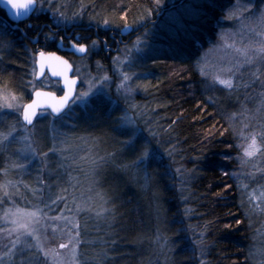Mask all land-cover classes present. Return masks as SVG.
<instances>
[{"label":"trees","instance_id":"trees-1","mask_svg":"<svg viewBox=\"0 0 264 264\" xmlns=\"http://www.w3.org/2000/svg\"><path fill=\"white\" fill-rule=\"evenodd\" d=\"M253 2L259 7L264 0ZM232 3L247 6V0ZM149 11L153 16L145 23L141 17ZM57 15L72 20L60 23L56 21ZM222 15L219 7L213 8L208 0H163L160 9L156 0H37L34 13L12 25L4 20V10L0 8V88L24 102L38 84L33 78L34 53L39 47L53 48L54 40L49 37L57 38L58 34L65 40L67 34L75 40L80 31L103 36L110 31L118 32L125 24L136 30L132 39L113 55H128L123 70L135 73L133 82L139 91L129 99L109 89L89 97L83 106L76 105L67 111L71 123L81 121L84 124L81 130L87 134L105 142L114 138L123 147L131 132L119 122L124 110H129L135 121V128H131L135 135L143 133V137L150 139L151 130L161 141V152L172 153L164 155L163 163L150 164L145 180L127 171L128 176L120 177L116 172L108 180H101L106 205L112 210L108 242L101 246L106 248L104 264L264 261V153L263 163L242 165L239 159L242 151L236 147L242 145L237 133L238 114L246 115L253 100L258 99L259 77L255 79V74L249 71L246 77L239 74L231 90L213 86L210 80L202 81L188 59L181 30L182 26L207 36V29L212 27L209 21ZM232 26L233 23L227 22L221 28ZM146 31L142 38L150 48L127 52L133 48L136 37ZM219 31L217 28L216 32ZM34 37L36 43H32ZM84 40L79 36L77 41ZM102 49L97 57L87 53L81 64L88 68V64L92 66L99 61L108 70L107 55ZM67 57L78 74L75 58ZM253 71L260 76L262 69ZM48 88L59 92L57 82ZM54 118L44 115L33 123L37 127L34 137L44 147L46 130L37 123L47 127L48 120ZM145 138L126 147L132 153L124 156L125 160L136 159L144 150ZM224 155L230 159L225 160ZM5 162L0 150V175ZM225 172L236 175L229 178ZM250 191L259 192L260 198H252ZM242 201L244 207L240 206ZM185 209L190 211L185 213ZM237 219L242 221L239 226L235 223ZM225 224L230 228L225 229Z\"/></svg>","mask_w":264,"mask_h":264},{"label":"rangeland","instance_id":"rangeland-1","mask_svg":"<svg viewBox=\"0 0 264 264\" xmlns=\"http://www.w3.org/2000/svg\"><path fill=\"white\" fill-rule=\"evenodd\" d=\"M55 18L60 23H69L72 20L61 15ZM248 19L245 17V24ZM240 29L241 22H237L226 30ZM236 42L248 43L247 31L244 32L243 40L237 36ZM114 57L119 58L116 63H113ZM127 57V54L124 56L122 53L113 55L108 70L99 61H95L92 66L88 64L86 68L81 60L74 59L78 63L76 75L80 79L74 99L83 93L89 94L76 100L71 108L76 105L83 106L89 97L105 93L109 89L120 96L132 98L139 91L133 78L122 85L123 74L131 75L123 70ZM209 61L215 67L225 69L239 65L232 76L233 81L239 74L246 77L248 71L255 74V79L259 77L256 86L258 99L253 100L250 112L246 115L244 112L238 114L237 133L242 145L250 144L255 135L257 148H264L260 139L264 135V64L258 61L251 65L243 63L233 49L223 47L210 52ZM258 69H262L260 76L253 71ZM103 77L108 79L102 80ZM37 83L33 88L50 87L54 82L44 78ZM118 86H121L119 90ZM23 104L24 101L16 95L0 88V150L6 158L0 175V264H97L98 261L104 264L106 248L101 246L108 242L110 217L109 214L107 218L103 215L97 216V213L102 208H110L106 205V197L101 190V180H108L116 172L120 177L133 172V176L145 180L143 166L140 169H117L116 166L130 163L124 158L132 150H126V146L122 147L114 138L105 142L102 138L87 134L81 130L84 128L81 121L71 123L69 112L55 120V127L59 133L67 134L70 142L61 143L65 137L57 135L58 151H50L53 147L51 129L54 119L48 120L47 127L39 121L37 123L38 127L46 130L44 140L47 145L44 147L34 137L36 124L29 128L20 119ZM9 105L12 107H8ZM126 114L133 120L129 112ZM44 115L50 114L40 111L37 117L43 118ZM121 124L120 120L119 125ZM125 128H130L131 139L135 135V130L131 128L135 127ZM79 137L87 139H77ZM131 148L133 147L129 149ZM241 151L243 158V148ZM106 153H116L114 160L93 172L90 159L103 157ZM261 154L262 152L257 151L253 157L244 159L250 164H260ZM249 193L255 200L260 198L259 192ZM101 196L104 197L103 200ZM38 209L42 211H37ZM32 213H36V216L30 215ZM21 225H25L27 230L20 227Z\"/></svg>","mask_w":264,"mask_h":264},{"label":"snow or ice","instance_id":"snow-or-ice-1","mask_svg":"<svg viewBox=\"0 0 264 264\" xmlns=\"http://www.w3.org/2000/svg\"><path fill=\"white\" fill-rule=\"evenodd\" d=\"M208 3L213 8L219 7L223 15L209 21L212 27L207 29V36L196 34L195 30L183 29V27L181 26V30L184 33L185 41L187 44L188 59L192 64L193 69L195 71H198L202 81L207 82L210 80L213 86H219L222 89L231 90L234 87L232 76L238 69L239 65H237L236 68L227 69L215 67L209 61V53L222 47L231 48L243 63L251 65L254 61H258L260 64H264V3H262L259 7L253 2V0H247V6L241 5L239 3L233 4L232 0H227V3H218V0H208ZM162 4L163 0H156L157 9H160L162 7ZM0 7L8 9L12 15L19 18L22 13H26L30 8H34V0H0ZM237 12H240V15H237ZM152 16L153 13L149 11L147 13V16L141 17V20L147 23L148 20L152 19ZM245 17L249 18L247 24L244 23ZM227 22H231L233 24L241 22V29L237 31H228L221 28V25ZM124 27L128 28L129 26L125 24ZM217 28L220 29L219 32H216ZM147 31H150V29ZM147 31L141 36H137L136 40L133 42V48L127 49L126 51L129 53H131L132 51L141 52L145 49L150 48L148 42L142 38V36L147 35ZM245 31H247L248 33L249 42L246 44L242 42L240 44H237L236 37L240 36L243 40ZM228 41H231V43H229ZM92 43L93 45H95L96 42L93 41ZM206 44L208 45L207 49H205ZM72 48H74L79 53L86 52V46L83 43L72 44ZM46 55L48 58H55L57 61H60L64 66L63 70L58 71L55 67H52L51 64L48 63V60L45 58ZM39 57L40 59L37 61V63L39 64L40 70L39 72L35 73L36 76L43 75L46 65L48 66V70L51 72V75L53 77L65 76L63 95L57 98V103L50 105L52 108V112L56 114L53 122V127L51 129L53 133V147L50 149V151L56 152L58 151L56 146L57 135L65 137L64 140L60 141L61 143H69L70 141L67 134L59 133V130L55 127V120L63 117L65 113L71 108V105L75 104L76 100L83 99V97L88 96L89 93H83L82 96L72 99L73 86L76 84V80L68 78L65 75L71 67L68 61L63 57L57 56L54 52L45 54V52L41 51L39 52ZM118 60V57H114L113 63H116ZM134 76L135 73H133L132 75L123 74L122 85L124 84V82L130 81ZM107 79V77L102 78V80ZM121 86H118V90ZM128 91L130 92L131 89L129 88ZM34 95L36 97H41L51 96L52 94L36 91ZM8 107H12V105H9ZM23 107L24 111L22 113V119L23 121L31 125L33 123V117L36 115L37 101L33 100L31 104H26ZM120 120L122 121L121 127L135 126V121H133L132 118H130L126 113L120 117ZM221 135H223V133H221ZM148 136L150 137V139L143 137V133H140L139 135H134L130 140L124 142L125 146L127 147L129 145H132L134 140H138L141 138L146 139L144 150L140 152L136 159H134L130 163L120 165L121 169H140L142 165L143 171L147 174V168L150 164L163 163L164 155L172 154L171 151L167 153L161 152V141L157 139V133H153L151 132V130H149ZM77 139L84 140L87 139V137H79ZM245 139H247V137H245ZM260 139L261 142L264 143V135H261ZM152 141H155V144H153ZM166 142L167 141H164V143ZM236 147L243 148V158H239L242 165L247 163V160L244 158L253 157L257 151L264 153V148H257V137L255 135L252 137L251 143L247 146L238 145ZM115 155L116 153H106L103 157L90 159V167L93 172H95L96 169L102 168L109 162H112ZM223 158L225 160L230 159V157L227 155H224ZM177 171L179 172L180 170L178 169ZM224 175L229 176V178H233L236 174L233 172H225ZM100 198L102 200L104 199L103 196H101ZM181 200L183 201L184 198L181 197ZM42 202L43 201H41V203ZM105 202L107 203L108 201ZM240 206L244 207L243 201L241 202ZM37 211L42 210L38 209ZM111 211V209L102 208L101 211L97 213V216L103 215L105 218H107L108 214L111 213ZM184 211L185 213H188L190 210L185 209ZM30 215L35 217L36 213H32ZM244 215L247 218L246 212L244 213ZM235 223L237 226H239L242 224V221L237 219ZM20 227L26 228L25 225H21ZM224 228L229 229L230 225L225 224ZM202 235L203 233H201V236ZM177 239H179V237H177ZM197 243L202 244L203 242L199 241ZM61 247H64V245H61ZM249 255H252L251 251ZM97 264H101V262L98 261ZM261 264H264V261H261Z\"/></svg>","mask_w":264,"mask_h":264},{"label":"water","instance_id":"water-1","mask_svg":"<svg viewBox=\"0 0 264 264\" xmlns=\"http://www.w3.org/2000/svg\"><path fill=\"white\" fill-rule=\"evenodd\" d=\"M35 7H36V0H34V8H30L28 12L22 13L19 18H17L14 15H12L9 12L8 9H6V8H3V9L6 12V16H7L8 20H10V21H22V20H26L33 13ZM129 31H130V26L127 28V30L122 31V33L125 34V33L129 32ZM32 42L33 43L36 42V39H33ZM72 44H74V43L70 42L69 46L65 47L66 48V51L72 52L73 54L78 55V56L83 55V54L86 53V52L85 53H79V52H77L74 48H72ZM86 51H87V48H86ZM39 52H41V51L36 52L35 57H34V69H35V71H34V78H35V80H37V81L40 80L46 74L49 78L54 79V80H57L59 82V87L61 89V93L58 95L55 92H53L51 90H48V89L36 88V89H34L32 91L31 96H30V99L26 103H24V105L31 104L33 102V100H35V101H37L36 115L38 114L39 110H48L53 116H55L56 114H54L52 112V108H51L50 105L57 103L58 102V99L57 98L59 96H62L63 95L65 76L53 77L51 75V72L48 70V66L47 65L44 68L43 75L36 76L35 73L36 72H39V70H40L39 69V64L37 63V61L40 59ZM53 52L56 53L55 51H53ZM47 53H50V52H45V54H47ZM56 55L57 56H60V57H63L65 60L68 61L69 65H71L70 69L68 70V72L65 75L68 78H71V79H75L76 80V84L73 86V97H72V99H73L74 98V95H75L76 88H77V86L79 84V79H78L77 76H75V75L72 74L73 73V66H72L71 62L65 56H63V55H59L57 53H56ZM45 58L48 60V63L51 64L52 67H55L58 71L63 70V67L64 66H63V64L60 61H57L55 58H48L47 55H46ZM36 91L45 92V93H51L52 95L51 96L36 97L34 95V93ZM23 106H22L21 115H20L21 121H22V123L25 126H31L32 124L29 125L27 122L23 121V119H22V113L24 111V107ZM36 115L33 117V121H34Z\"/></svg>","mask_w":264,"mask_h":264},{"label":"flooded vegetation","instance_id":"flooded-vegetation-1","mask_svg":"<svg viewBox=\"0 0 264 264\" xmlns=\"http://www.w3.org/2000/svg\"><path fill=\"white\" fill-rule=\"evenodd\" d=\"M0 8H3V7H0ZM4 15H5V18H4V20H6L7 22H9V23H11L12 25H17V21H14V22H10V21H8L7 19H6V13L4 12ZM55 28V27H54ZM53 28V29H54ZM55 31L57 30V29H54ZM63 30V29H62ZM53 31V30H52ZM53 34H55V33H53ZM93 35H94V33H93ZM65 36H66V38H65V40L60 36V35H58L57 34V37H60V40H61V44H62V46H64V47H66V46H68V44H69V42L71 41V39H70V36L69 35H67V34H65ZM79 36H81V38L82 39H85L84 41H77V40H79ZM50 39H52L53 37H49ZM62 38V39H61ZM93 37H92V35H90V34H83V33H81V31L80 32H78L77 33V35H76V38H75V40H73V41H75V42H77V43H87L89 40H91ZM97 39L98 40H100V42H101V45H104V47H105V49H102V50H105V53H106V61L108 62V66H109V61H110V59H111V56H113V54H110L111 52H113L114 50H115V47L116 46H118L119 44H121V43H124L125 41H124V37H122L121 35H119L117 32H114V31H110V32H108L106 35H103V36H99V37H97ZM52 41V40H51ZM56 41L57 40H54V46L56 45ZM53 49V48H52ZM53 51H55L54 49H53ZM61 55H63V56H69L70 58H77L78 60H81V61H83V60H85V58H86V55H83V56H76V55H74L72 52H68V51H62L61 52ZM97 55L98 54H94V56L95 57H97ZM110 56V57H109ZM103 61H105L104 60V58H103Z\"/></svg>","mask_w":264,"mask_h":264},{"label":"bare ground","instance_id":"bare-ground-1","mask_svg":"<svg viewBox=\"0 0 264 264\" xmlns=\"http://www.w3.org/2000/svg\"><path fill=\"white\" fill-rule=\"evenodd\" d=\"M128 26H130V25H128ZM125 30H127V28H125V27L123 26V27H121V28L118 30V32H117L119 35H121L122 37H124V41H125V42L119 44L118 46H116V47H115V50H114L113 52H111L110 54H114L116 50H118L121 46H124V45H125L127 42H129V40L132 39V37L136 34V30L133 29L131 26H130V31L127 32V33H125V34H123L122 31H125ZM99 35L101 36V34H99ZM99 35L95 32V34L92 36L93 38H92L91 40H89L87 43H84V44L86 45L87 52H88L90 55H93V56H94V54H98L100 48L105 49L104 45H101V42H99V40L97 39V36H99ZM33 39H36V42H37V37L32 38V40H33ZM61 39H62V38H61ZM52 40H57V41H56V45L53 46V49L55 50V52H56L57 54L61 55V52H62V51H66V48H65L64 46H62V44H61L60 37H57V38L53 37ZM93 41L96 42L95 45H93V43H92ZM36 42H34V43H36ZM70 42H72V43H74V44H77V42H75V41H73V40H71ZM70 42H69V44H70ZM32 43H33V42H32ZM59 43H60V44H59ZM69 44H68V46H69ZM66 47H67V46H66ZM53 49H52V48H51V49H46V48H40V47H39V48L35 51V53H34V57H35L36 52H38V51H43V52H53ZM126 112H129V110H128V111H127V110H124L123 113H126Z\"/></svg>","mask_w":264,"mask_h":264}]
</instances>
